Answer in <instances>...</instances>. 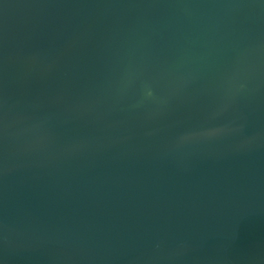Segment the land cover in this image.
Here are the masks:
<instances>
[{"label":"water","instance_id":"1","mask_svg":"<svg viewBox=\"0 0 264 264\" xmlns=\"http://www.w3.org/2000/svg\"><path fill=\"white\" fill-rule=\"evenodd\" d=\"M0 264H264V0H0Z\"/></svg>","mask_w":264,"mask_h":264}]
</instances>
